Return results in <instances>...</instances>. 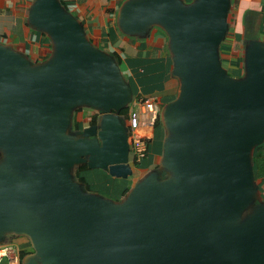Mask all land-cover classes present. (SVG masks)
<instances>
[{
    "label": "water",
    "instance_id": "1",
    "mask_svg": "<svg viewBox=\"0 0 264 264\" xmlns=\"http://www.w3.org/2000/svg\"><path fill=\"white\" fill-rule=\"evenodd\" d=\"M232 9L233 0L121 6L123 34L166 33L179 89L161 111L159 168L116 200L86 191L74 170L134 174L120 117L133 87L60 0L33 1L28 20L51 39L50 56L32 62L0 42V244L27 236L33 252L22 264H264L253 162L264 143V40H248L244 72L232 76L221 53ZM83 107L100 117L77 134Z\"/></svg>",
    "mask_w": 264,
    "mask_h": 264
},
{
    "label": "crops",
    "instance_id": "2",
    "mask_svg": "<svg viewBox=\"0 0 264 264\" xmlns=\"http://www.w3.org/2000/svg\"><path fill=\"white\" fill-rule=\"evenodd\" d=\"M33 1L0 0V42L13 46L32 62H41L50 56L52 42L47 34L38 31L29 23L28 15ZM60 1L82 22L95 45L120 59L124 76L131 83L135 93L133 101L140 94L153 96L161 112L166 103L176 98L179 80L172 75L173 61L169 39L161 28L153 27L146 37L123 34L117 24V15L126 0ZM249 33L251 35L246 39ZM252 38L264 40V0H233L230 33L225 40L228 48L221 53L224 66L233 71L234 76H241L244 72V49ZM75 117L82 125L87 126L82 122L79 111L75 113ZM89 117L91 115L88 119ZM126 122L128 124V121ZM154 126L141 125L137 131L149 137L145 140H152L156 131ZM161 127L163 129V123ZM151 153L152 164L158 165L161 151L151 149ZM148 160L149 158L144 163L147 164ZM132 166L134 174L127 179L131 186L146 172L137 169L134 164ZM256 180L260 187V196L264 200V179L259 177ZM7 238L9 246L16 245L15 248L20 253L33 252L27 236L10 234ZM5 243H1L0 247L5 246Z\"/></svg>",
    "mask_w": 264,
    "mask_h": 264
},
{
    "label": "trees",
    "instance_id": "3",
    "mask_svg": "<svg viewBox=\"0 0 264 264\" xmlns=\"http://www.w3.org/2000/svg\"><path fill=\"white\" fill-rule=\"evenodd\" d=\"M227 48H228V45L226 44V41H224L221 45V52H225ZM113 55L116 57L118 63L120 64V59L115 54ZM232 73L234 74L233 71ZM139 97H149V96L140 94L137 98ZM128 118L129 117L127 116L126 121H128ZM81 125H82L81 122L78 121L76 117L74 116L73 130L80 129L82 127ZM154 125H155L154 127L157 128L158 131L162 130L161 112L159 113ZM160 137L161 135L159 136V140H160ZM130 141H132L131 137H130ZM151 149H152V144L150 142H147V152L142 158L136 157L134 154L130 156L133 164L136 166L137 169L146 171V170H151L153 167L157 166L156 164H152L151 162L152 161ZM1 156L2 154L0 152V158ZM148 158H149L148 163L145 164L144 162ZM253 162H254L255 177L256 178L261 177L262 179H264V143L261 145H258L254 149ZM74 175H75V179L83 184L86 191L102 192L104 195L108 197H114V199L116 200H120L122 197H124V195L130 189L129 181L113 177L108 172L101 170V169H89L86 164L76 166L74 170ZM259 175H262V176H259ZM27 254H28L27 251H23L21 253L22 259Z\"/></svg>",
    "mask_w": 264,
    "mask_h": 264
},
{
    "label": "built area",
    "instance_id": "4",
    "mask_svg": "<svg viewBox=\"0 0 264 264\" xmlns=\"http://www.w3.org/2000/svg\"><path fill=\"white\" fill-rule=\"evenodd\" d=\"M138 104V110H132L128 115V125L130 131L131 153L136 157L142 158L147 152V135L140 134L137 130L141 125L154 126V123L160 113V108L153 96L139 97L135 99ZM22 264L20 251L9 245L0 247V263Z\"/></svg>",
    "mask_w": 264,
    "mask_h": 264
},
{
    "label": "rangeland",
    "instance_id": "5",
    "mask_svg": "<svg viewBox=\"0 0 264 264\" xmlns=\"http://www.w3.org/2000/svg\"><path fill=\"white\" fill-rule=\"evenodd\" d=\"M186 1H190V0H186ZM248 36L246 37V39H249V36L251 35L250 33L249 34H247ZM228 37H229V35H228ZM227 37V38H228ZM229 73L232 75V76H234L233 75V73H232V71H230L229 70ZM139 109V106H138V104L135 102V100L134 101H131V103H129L125 108H123L121 111H120V117H121V119L122 120H124V122L126 123V117L128 116V113L129 112H131L132 110H138ZM92 110H94L92 107H83V110H81V109H79V110H77V111H79V114H80V116H81V119L83 120L82 122H84V124L85 125H90L91 123V120L92 119H88V116L90 115V113L92 112ZM88 120V121H87ZM90 120V121H89ZM130 131V130H129ZM166 130H165V128L163 127V129L162 130H157L156 129V131H155V136H154V138L152 139V141H151V144H152V149H159V152L161 151V153H160V156H161V154H162V148H163V143H164V138H165V136L167 135L166 134ZM161 135V137H160V140H159V136ZM158 140H159V142H158ZM162 140V141H161ZM131 155H132V153H131ZM159 168V166L157 165L156 167H153L151 170H146V172H148V171H152V170H155V169H158ZM145 172V173H146ZM131 178V177H130ZM129 178V179H130ZM123 180H127V179H123ZM134 180V179H133ZM136 180V179H135ZM134 180V181H135ZM128 181V180H127ZM130 183V182H129ZM130 186H131V183H130ZM99 193H101V194H103L102 192H99ZM104 195V194H103ZM112 198H114V197H112ZM258 199H254V202H253V204H251V206L249 207V209L251 208V207H253L254 205H255V203L257 204L258 203V201H257ZM262 202V201H261ZM7 240H8V238L6 237V240H5V244L4 245H9L8 244V242H7ZM13 247H16V245H13Z\"/></svg>",
    "mask_w": 264,
    "mask_h": 264
},
{
    "label": "flooded vegetation",
    "instance_id": "6",
    "mask_svg": "<svg viewBox=\"0 0 264 264\" xmlns=\"http://www.w3.org/2000/svg\"><path fill=\"white\" fill-rule=\"evenodd\" d=\"M229 71V70H228ZM83 110V109H82ZM90 115H91V117H89L90 119H92L91 120V124H96V123H98V121H99V117H100V113L97 111V110H92V112L90 113ZM82 126V125H81ZM83 129V127L82 128H80V129H77V130H73L75 133H80L81 132V130ZM157 129V128H156ZM151 143V142H150Z\"/></svg>",
    "mask_w": 264,
    "mask_h": 264
}]
</instances>
